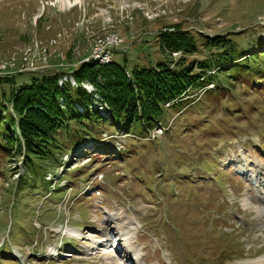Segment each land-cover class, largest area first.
Segmentation results:
<instances>
[{"label": "rangeland", "instance_id": "rangeland-1", "mask_svg": "<svg viewBox=\"0 0 264 264\" xmlns=\"http://www.w3.org/2000/svg\"><path fill=\"white\" fill-rule=\"evenodd\" d=\"M167 23L195 37L197 51L186 59L206 51L198 32L230 34L237 53L247 57L219 73L215 87L177 115L162 137L151 142L113 134L122 140L120 147L113 138V152L94 151L88 139L62 154L57 180L70 190L49 188L45 175L57 173L51 162L37 163L31 173L15 155L0 151V264H108L93 248L112 245L114 231L106 228L117 211L136 223L130 246L140 264H264V213L242 203L247 197L252 208L264 205L258 200L264 184V50L254 53L258 38L264 41V0H0V62L47 51L44 64L66 70L64 64L88 54L95 36L114 31L123 42L110 49L111 61L128 70L146 67L165 58L155 34ZM115 33L105 34L119 38ZM24 66L34 67V58H25ZM39 74L1 81L2 100L11 86ZM177 109H164L161 123ZM116 123L102 120L98 131L113 133ZM129 133L144 134L138 123ZM90 174L100 195L88 188L78 196ZM64 223L89 239L63 236ZM59 243L69 254L48 257ZM14 249L23 259L13 257Z\"/></svg>", "mask_w": 264, "mask_h": 264}, {"label": "trees", "instance_id": "trees-1", "mask_svg": "<svg viewBox=\"0 0 264 264\" xmlns=\"http://www.w3.org/2000/svg\"><path fill=\"white\" fill-rule=\"evenodd\" d=\"M198 33L200 44L206 49L200 57L186 59L197 51L196 39L178 23H172L158 30L155 38L162 52L180 51L175 61L165 57L153 65L129 70L113 61L103 65L92 60L78 63L69 74L76 83L87 81L95 88L109 115H100L95 107H89L92 99L81 86L73 87L65 82L58 87L56 81L65 73L61 70L31 76L27 83L11 86L7 101L14 117L0 96V151L15 155L34 173L37 163L49 161L58 166L62 154L75 151L88 139L95 140V150L108 151L109 147L97 140L102 120L116 119V129L124 133H129L131 126L138 123L145 134V129L160 119L165 103L178 99L169 108L178 107L175 112L182 113L200 98H184L187 89L193 92L208 82L216 85L219 73L238 67L239 61L247 57L237 53L230 34ZM263 50L264 41L258 38L254 53L259 56ZM210 69H214L211 74L207 72ZM0 80L13 82L12 77Z\"/></svg>", "mask_w": 264, "mask_h": 264}, {"label": "bare ground", "instance_id": "bare-ground-1", "mask_svg": "<svg viewBox=\"0 0 264 264\" xmlns=\"http://www.w3.org/2000/svg\"><path fill=\"white\" fill-rule=\"evenodd\" d=\"M171 55H173V53H171ZM108 60L109 59L101 60V62H99V61L98 62L99 63H105ZM61 82H62V80H59L58 84H60ZM162 129L163 128L161 126L154 127L153 130L150 132V137L158 136L159 134L162 133ZM258 190H259V193L261 195V198H260V195H259V199L258 200L263 202L262 204H264V184L263 185L260 184ZM242 203H243L244 207H246L247 209L248 208L253 209L258 215L264 213V205L258 204L257 206H254V208H252V206L250 205L251 204L250 200L247 197L242 200ZM115 216H116V218L114 217V215L109 216L108 223H107L108 226L106 228V231L107 230H109V232L110 231H112V232L114 231V233H113L114 236L110 237L112 239L109 238V240L112 243V245L110 244V247H109L108 244H107L104 248L102 247V249L100 250L101 247L99 245H102V244L96 243V245H95V247L93 249H98V251L101 253L103 258L106 259V263L108 261V264H122L123 262H127V261L128 262L133 261V264L134 263L135 264H140V261H139L140 256L138 255V253H135L132 250V247L130 246V240H131V238L133 236H135L134 232L137 230L135 221L133 219L129 218V217L127 218L124 215V212H122V211L115 212ZM124 216L126 218H122ZM60 230L61 229H59V231ZM104 231H105V229H104ZM104 231L102 232V234H104V235L109 233V232L108 233H104ZM80 232L81 231L78 228H74L72 230V229L66 227L63 230V235L78 236V235H80ZM80 237L89 239L87 236H80ZM99 242H102V241H99ZM91 243H93V241H91ZM102 243H104V242H102ZM121 243L124 245V247H123V245ZM96 246H98V247H96ZM84 248H85L86 251L88 249H90L88 247H84ZM121 250H122L123 254L125 253L126 255L125 254L124 255L121 254L120 253ZM113 253L116 254V255H113ZM127 256H128V259H127ZM247 264H261V261L253 260L251 262H248Z\"/></svg>", "mask_w": 264, "mask_h": 264}, {"label": "built area", "instance_id": "built-area-1", "mask_svg": "<svg viewBox=\"0 0 264 264\" xmlns=\"http://www.w3.org/2000/svg\"><path fill=\"white\" fill-rule=\"evenodd\" d=\"M120 42V38H112L111 36L105 34L99 38H94L90 47V54L89 57L92 59H101L106 60L109 59V48L112 46L118 45ZM178 52H173L172 56H177ZM25 58H32L33 57H26ZM24 58V59H25ZM24 59L20 60L19 65L17 66V71H32L36 68L34 67H26L24 66ZM40 59H43L44 61V55ZM87 59V58H85ZM13 64V63H12ZM12 66V65H11ZM5 66L0 65V75L4 73ZM160 135V134H159Z\"/></svg>", "mask_w": 264, "mask_h": 264}]
</instances>
